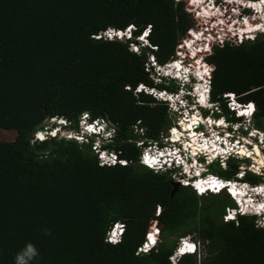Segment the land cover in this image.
Masks as SVG:
<instances>
[{
  "label": "trees",
  "instance_id": "16d2710c",
  "mask_svg": "<svg viewBox=\"0 0 264 264\" xmlns=\"http://www.w3.org/2000/svg\"><path fill=\"white\" fill-rule=\"evenodd\" d=\"M191 23L174 0H0V264H14L28 242L39 253L31 264H170L176 238L192 232L205 251L199 259L182 256L181 264H264V228L249 216L222 220L235 205L227 193L200 196L180 185L171 196L170 175L139 164L133 124L141 121L145 136L158 139L172 123L166 105L135 91L141 82L153 85L144 70L148 49L94 37L129 25L136 36L150 25L151 52L165 63ZM205 59L214 67L211 99L227 116L222 93L254 101V125L264 130V34L214 44ZM83 111L115 123L106 146L127 165L99 164L91 143L32 141L45 119L74 125ZM228 164L210 171L230 178L236 162ZM244 179L261 180L249 172ZM118 220L124 233L112 244L104 235ZM154 229L156 246L137 253Z\"/></svg>",
  "mask_w": 264,
  "mask_h": 264
},
{
  "label": "clouds",
  "instance_id": "9594fccd",
  "mask_svg": "<svg viewBox=\"0 0 264 264\" xmlns=\"http://www.w3.org/2000/svg\"><path fill=\"white\" fill-rule=\"evenodd\" d=\"M206 1L207 0H192L194 11L199 10L201 13L205 14L204 10L207 9ZM248 1H250L251 4L259 3V1L264 4V0ZM177 2H183L185 7L188 4L191 5L188 0H179ZM237 2H240V0H237ZM251 4L249 6L242 5V10L244 14L249 15V17L253 16L257 21L256 23H259L255 25V29H258L256 31V37L259 34H264V13H260L259 4L252 6ZM185 10L191 15L186 8ZM199 17H201V15H199ZM244 23L247 24V19H245ZM107 29L116 28L108 27ZM135 30V27H133L131 31L114 35L108 40H127L130 49H134L137 52H140L142 48L148 49L145 61H147L150 56H153L156 59L153 52H151V50L156 49V46L148 41V33L151 31L150 25H147L140 32V36H135ZM246 31L249 33L254 31L253 26L249 25ZM255 37L252 38L254 39ZM133 39H138L141 45L140 49H137L130 44ZM174 55L175 54H173V56ZM205 55L206 54L203 55L197 53L196 55L191 56V58L188 57L182 62V64L181 62L176 61L177 64L173 67H177L175 71L177 75L171 78L174 80V84L177 85V89L174 90V92H177L178 96L173 99V102L178 104L180 103L179 100L182 99L183 103H180L179 107L181 110H186L185 113H187V115L192 112V108L190 107L194 104L200 107V109L204 111V114L209 113V109H214V105L218 104L221 111L217 112L214 109L212 113V119L214 121V123L212 122V129L209 128L208 125L198 124L196 126L198 129L190 131V128H185L184 125H182V121H184L182 119L183 112L176 113V117L172 120L168 132L159 136L158 139H149L145 136L144 132L136 133L138 135L136 140L141 145L138 162L149 169L151 168V170L155 169L156 171L154 172L169 171L170 177L179 175V180L177 181L179 186H189L197 195L202 196L207 194H220L222 192L227 193L235 205L232 207H225V211L222 215L223 221L233 220L236 222L238 221L239 216H249L257 228H264V130L255 126L253 122L254 114L256 112L255 102L250 100L244 103L239 99V95L235 92H224L222 93L223 102L231 112L229 113V116H227L223 112L220 102L211 99V78L214 67L211 69L208 66H203L201 64L202 61L196 64V62L192 60L196 57L199 61L202 56L203 59L206 60ZM189 61H191L192 65H188ZM206 62L208 61L206 60ZM209 72L210 76L207 80L206 74ZM164 76L165 75H161V78ZM138 91L145 92L146 90L138 89ZM165 100L169 101L168 98ZM229 100L235 102L234 108H230L228 104ZM238 103L246 105V108L239 107L237 105ZM241 110H243L242 114H239L238 112ZM232 116H235L238 119L233 120L231 118ZM50 118L52 121H60V123H56L55 132L60 130L62 124L66 123V121L69 122L67 118L62 116H54ZM247 118L251 119V122L247 128H244V123ZM80 119L84 122L86 121L87 125L93 123V126L89 127L91 129H96L98 132L102 131L105 139L114 140L116 135L114 122L108 118L101 116L93 118L88 111H83L80 113ZM178 120H180V124L177 123ZM217 121H219L218 124L216 123ZM192 122L195 123V119ZM234 125H236V128H234ZM172 127L176 129V132L172 130ZM48 131L47 128L42 130L44 134H48ZM198 131H203L206 138V144L201 150L198 149L199 147L196 145L199 142H201L202 145V140H198L197 137L192 135V133ZM249 131H252V134L250 135L252 143L246 145L243 142L244 147H240V149L244 152H236L239 148V144L238 142L232 144L236 139V135L242 133L244 136H247ZM34 133L38 134L39 131L37 130ZM174 135L177 136L174 137ZM190 137H192V139H190ZM212 139H214L213 144L215 147L210 143ZM187 142L195 145L197 153H192L194 149H190ZM257 148H259L260 154L257 152ZM250 151L252 152L250 153ZM101 155L103 165L116 166L128 164L127 159L120 157L116 151L109 147L104 148ZM260 155L263 156V158H260ZM230 159H234L236 162V165H233L235 173L232 177L225 178L218 174V172L209 171L211 166H219L221 169H227ZM260 160H262V163ZM247 172L259 176L261 178L260 182L251 183L245 180L244 178ZM211 182L214 184L217 183V185H214V187L211 188ZM231 187H235V191H238V193H232ZM123 233L124 224L122 221L118 220L115 221L105 232L104 238L107 242L116 244L121 240ZM45 234H49L48 230H45ZM159 237L158 229L148 231L145 235L144 242L137 247V253H148L156 246ZM145 244L148 246H145ZM204 251L205 249L200 240L185 235L179 239L178 243H176L172 254L169 256V261L170 264H181L180 260L182 256L186 254H194L196 256L198 255L200 258ZM38 255V250L34 244L28 242L15 254L14 264H31V261Z\"/></svg>",
  "mask_w": 264,
  "mask_h": 264
},
{
  "label": "built area",
  "instance_id": "2783aa9c",
  "mask_svg": "<svg viewBox=\"0 0 264 264\" xmlns=\"http://www.w3.org/2000/svg\"><path fill=\"white\" fill-rule=\"evenodd\" d=\"M174 1L177 2L179 0ZM189 1L191 5L188 4L185 8L191 13L190 16L192 23L187 32L177 41L176 47L178 48L175 49V55L173 58L163 64H159L153 56H150L145 63V70L147 74L156 82H164L168 84L170 82L169 77L171 78L177 75L175 73L177 67H173L177 64L176 61H179L182 64V62L188 57L191 58V56L196 55L197 53L203 55L208 54L212 51V46L214 44L223 45L225 42H229L230 44H240L245 39H253L252 37H255L257 33L256 31L258 29H255V25L259 23H256L257 21L253 18V16L249 17V15L244 14L242 10V5H250L251 2L248 0H240V2H237V0H207L205 2L207 6V9L204 10L205 14L201 13L199 10L194 11L192 0H188V2ZM199 15H201V17H199ZM245 19H247L250 25L254 28V31L251 33L245 29ZM192 60L196 62V64L202 61L201 64L203 66H208L211 69L213 68L211 64L203 59V56L200 57L199 61L196 57H194ZM188 65H192L191 61L188 62ZM161 75L167 76L168 79H162ZM209 76L210 72L206 74L207 80L209 79ZM138 89H144L146 91L153 90L158 98H168L170 110L176 113L183 112L182 119L186 122H189L190 131L198 129V127H196L198 124L208 125L209 128L212 129V124L214 123L212 119V113L214 109L217 112L221 111L219 105L216 104L214 105V109L210 108L209 113L204 114V111L194 104L190 107L192 108V112L188 113L189 115H187V113H185L186 110H181L179 107V104L183 103L182 99L179 100L180 103L178 104L173 102V99L178 96L177 92L168 90H155L154 88L148 89V87H146L143 83L138 85ZM234 103L235 102L233 100H229L228 104L230 108H234ZM237 105L239 107L246 108V105L241 103H238ZM243 110L239 111L238 113L242 114ZM194 119L195 123L192 122ZM250 122L251 119L247 118L246 122L244 123V128H247ZM177 123L180 124V120H178ZM216 123L218 124L219 121ZM234 128H236V125H234ZM172 130L175 131L176 129L172 127ZM251 134L252 131H249L247 136H244L242 133H238L236 135V139L232 142V144L237 142L239 144V148L236 150V152H244L240 149V147H244L243 142L246 145L252 143V139L250 137ZM194 136L197 137L198 140H202L205 137L203 131L195 132ZM190 139H192V137H190ZM187 144L190 146V149H194L192 151L193 154L197 153L195 145H192L189 142H187ZM198 149L201 150V147ZM251 152L252 151H250V153ZM145 246L148 245L145 244Z\"/></svg>",
  "mask_w": 264,
  "mask_h": 264
},
{
  "label": "rangeland",
  "instance_id": "374dc122",
  "mask_svg": "<svg viewBox=\"0 0 264 264\" xmlns=\"http://www.w3.org/2000/svg\"><path fill=\"white\" fill-rule=\"evenodd\" d=\"M150 32L148 33V38H149ZM148 41H149V39H148ZM177 48L178 47L175 46V49H177ZM130 50L133 52L139 53V52L135 51L134 49H130ZM174 54H175V50H174ZM145 63H146V61H145ZM145 63H144V70H145ZM145 72H146V70H145ZM146 74H147V72H146ZM147 76L149 77L148 74H147ZM150 79L153 81V85H151V86L141 82L146 87H148V89L154 88L155 90H168V91H174L177 89V85L174 84L173 79H171L170 77H169L170 82L168 84H166L164 82H156L152 78H150ZM162 79H168V77L164 76V77H162ZM160 84H163V85L169 86V87H172V86H174V87H173V89H168L166 87H160L159 86ZM138 85L135 87V91L141 92V91H138ZM145 93L150 94L157 102L166 105L168 117L170 118V120L172 122V120H174V118L176 117V112H172L170 110L169 101L162 99V98H158L156 96V94L153 92V90L152 91H145ZM57 122L60 123L59 120L52 121V119L50 117L45 119L43 122V128L37 129L39 131V133L38 134L33 133L32 141L33 140L41 141V140H45L49 137H52V138L65 137V138H69V139H75L79 143H86V144L91 143L92 148L97 153L99 164L103 165V162L101 161V159H102L101 152H103L104 148L107 147L106 145L109 144L112 141V139H105L102 131L98 132L96 129H91L90 127L93 126V123L91 125H87L86 121L84 122L80 119V114L78 115L76 123L74 125H71L72 123H69L68 121H66V123L62 124V128L55 132ZM183 125L186 128L184 123H183ZM114 126H115V123H114ZM132 127H133L134 133H142L145 130L144 126L141 124V121L135 122ZM169 127L165 131L160 132L159 136L164 135L166 132H168ZM46 128H47V131L49 130L48 134H44L43 132H41L42 130H45ZM82 130H84V131H82ZM212 141L214 142V139H212ZM135 144L137 147L140 148L141 145H140V143L137 142V140H135ZM257 152L260 154L259 148H257ZM260 158H263V156H261ZM260 162L262 163V160H260ZM152 170L156 171L155 169H152ZM158 173H167L170 175L169 171H166V172L165 171L164 172L158 171ZM178 177H179V175H175L174 177H171V183L177 182L179 180ZM186 236H192L194 239H197L194 232H192L190 234H186ZM181 237L176 238L175 244L178 243V241ZM159 238H158L157 242L159 241ZM197 258H199L198 255H197Z\"/></svg>",
  "mask_w": 264,
  "mask_h": 264
},
{
  "label": "bare ground",
  "instance_id": "6f19581e",
  "mask_svg": "<svg viewBox=\"0 0 264 264\" xmlns=\"http://www.w3.org/2000/svg\"><path fill=\"white\" fill-rule=\"evenodd\" d=\"M251 4V3H250ZM256 4H259L260 5V13H264V4H262V3H260V1H259V3H254V4H251V6L252 5H256ZM250 25V23H249V21L247 20V24H245V29H247L248 28V26ZM134 26L133 25H129V26H127L124 30H109V29H107L106 31H103V32H100L99 34H97V35H94V37L95 38H101V37H103V36H105V37H108V38H110V37H112V36H114V35H118V34H122L123 32H126V31H131L132 30V28H133ZM141 35V33L140 34H138V36H140ZM198 36V35H197ZM132 46H134V47H136L137 49H140L141 48V45H140V43H139V41H138V39H135V41H132ZM171 72V71H170ZM184 123H185V126H186V128L188 127V128H190V124H189V122H186V121H183ZM212 122V121H211ZM42 132V131H41ZM174 132H176V131H174ZM192 135H194V133H192ZM177 135H174V137H176ZM205 137L202 139L203 140V145L201 146V142H199L196 146L197 147H204V145L206 144V142H205ZM210 143H212V145L214 146V142L211 140V142ZM215 147V146H214ZM214 185H217V183H212L211 182V188H213L214 187ZM232 188V187H231ZM234 191V192H233ZM233 191H232V193H234V194H237L238 193V191H235V187H233Z\"/></svg>",
  "mask_w": 264,
  "mask_h": 264
},
{
  "label": "water",
  "instance_id": "95a60500",
  "mask_svg": "<svg viewBox=\"0 0 264 264\" xmlns=\"http://www.w3.org/2000/svg\"><path fill=\"white\" fill-rule=\"evenodd\" d=\"M172 190H171V196L177 191L178 187H179V183L178 182H172Z\"/></svg>",
  "mask_w": 264,
  "mask_h": 264
},
{
  "label": "flooded vegetation",
  "instance_id": "af4514ba",
  "mask_svg": "<svg viewBox=\"0 0 264 264\" xmlns=\"http://www.w3.org/2000/svg\"><path fill=\"white\" fill-rule=\"evenodd\" d=\"M210 171V170H209Z\"/></svg>",
  "mask_w": 264,
  "mask_h": 264
}]
</instances>
